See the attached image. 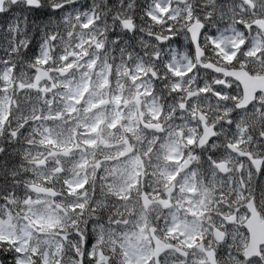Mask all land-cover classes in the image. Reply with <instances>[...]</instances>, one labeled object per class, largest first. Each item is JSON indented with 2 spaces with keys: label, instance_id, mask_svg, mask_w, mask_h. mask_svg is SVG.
<instances>
[{
  "label": "clouds",
  "instance_id": "1",
  "mask_svg": "<svg viewBox=\"0 0 264 264\" xmlns=\"http://www.w3.org/2000/svg\"><path fill=\"white\" fill-rule=\"evenodd\" d=\"M0 264H264V0H0Z\"/></svg>",
  "mask_w": 264,
  "mask_h": 264
},
{
  "label": "snow or ice",
  "instance_id": "2",
  "mask_svg": "<svg viewBox=\"0 0 264 264\" xmlns=\"http://www.w3.org/2000/svg\"><path fill=\"white\" fill-rule=\"evenodd\" d=\"M162 11H166V10H162ZM225 58L228 59V60H231V59H232V56H226ZM39 62L43 63V61H39ZM71 67H72L71 64H67V65H66V68H71ZM177 75H179V73H177ZM2 79H3L4 81H7V80H9V77L6 76V75H4V76L2 77ZM4 90H6V89H4ZM94 130H95V129H93V131H94ZM188 246L191 247L192 245H188Z\"/></svg>",
  "mask_w": 264,
  "mask_h": 264
}]
</instances>
